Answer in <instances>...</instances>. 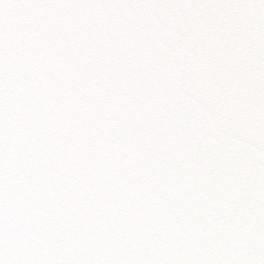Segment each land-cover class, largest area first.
Returning a JSON list of instances; mask_svg holds the SVG:
<instances>
[{"label":"snow or ice","instance_id":"obj_1","mask_svg":"<svg viewBox=\"0 0 264 264\" xmlns=\"http://www.w3.org/2000/svg\"><path fill=\"white\" fill-rule=\"evenodd\" d=\"M0 264H264V0H0Z\"/></svg>","mask_w":264,"mask_h":264}]
</instances>
